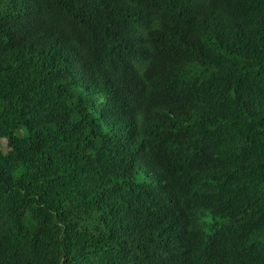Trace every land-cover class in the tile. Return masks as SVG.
Returning <instances> with one entry per match:
<instances>
[{
  "label": "trees",
  "instance_id": "1",
  "mask_svg": "<svg viewBox=\"0 0 264 264\" xmlns=\"http://www.w3.org/2000/svg\"><path fill=\"white\" fill-rule=\"evenodd\" d=\"M0 139V264H264V0H0Z\"/></svg>",
  "mask_w": 264,
  "mask_h": 264
},
{
  "label": "rangeland",
  "instance_id": "2",
  "mask_svg": "<svg viewBox=\"0 0 264 264\" xmlns=\"http://www.w3.org/2000/svg\"><path fill=\"white\" fill-rule=\"evenodd\" d=\"M0 149L2 151H6V141L4 139H0ZM13 176H17V173H14Z\"/></svg>",
  "mask_w": 264,
  "mask_h": 264
}]
</instances>
